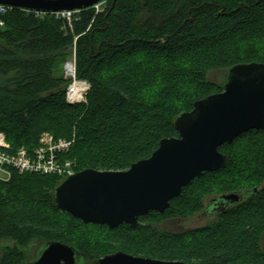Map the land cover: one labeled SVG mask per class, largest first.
<instances>
[{"label": "trees", "instance_id": "obj_1", "mask_svg": "<svg viewBox=\"0 0 264 264\" xmlns=\"http://www.w3.org/2000/svg\"><path fill=\"white\" fill-rule=\"evenodd\" d=\"M3 18L0 132L14 149L37 147L44 132L75 138L63 156L77 172L122 171L149 158L162 139L179 135L181 113L223 91L232 66L264 63V0H108L71 22L21 8ZM73 56L77 79L90 86L77 103L66 98L71 80L57 73ZM219 150L228 156L225 168L193 180L165 212L141 216L138 227L85 223L56 205L65 178L13 170L0 179V241L9 242L0 264L34 259L49 241L73 246L84 264L118 251L190 264H264V130ZM229 193L247 197L206 225H160L194 217L206 198Z\"/></svg>", "mask_w": 264, "mask_h": 264}, {"label": "water", "instance_id": "obj_2", "mask_svg": "<svg viewBox=\"0 0 264 264\" xmlns=\"http://www.w3.org/2000/svg\"><path fill=\"white\" fill-rule=\"evenodd\" d=\"M104 0H0V4L40 12H62L95 7ZM178 136L164 138L159 148L127 170L78 171L55 190L59 209L85 223L117 228L140 226V217L151 211L165 212L183 189L206 172L225 168L224 144L250 130H264V63L232 66L223 91L195 102L194 109L175 120ZM235 203L240 193L221 195ZM85 256L73 246L49 241L37 257L23 264H84ZM95 264H190L136 256L123 251L108 254ZM248 264V263H239Z\"/></svg>", "mask_w": 264, "mask_h": 264}, {"label": "built area", "instance_id": "obj_3", "mask_svg": "<svg viewBox=\"0 0 264 264\" xmlns=\"http://www.w3.org/2000/svg\"><path fill=\"white\" fill-rule=\"evenodd\" d=\"M11 9L13 7L0 4V26L5 25L3 16ZM78 11L80 10L56 13L71 22L73 15ZM70 64L72 65L71 71L68 68L69 63L66 70V74L72 79L67 89V101L69 103L85 101L86 93L90 88L89 83L85 80L77 79L75 65L73 63ZM73 143L74 140L57 139L52 133L44 132L37 147L30 149L22 146L14 149L9 144L6 134L0 132V173L6 174L0 175V179H10L13 170L67 178L77 172L73 161L65 159L63 156L64 152L70 150Z\"/></svg>", "mask_w": 264, "mask_h": 264}, {"label": "rangeland", "instance_id": "obj_4", "mask_svg": "<svg viewBox=\"0 0 264 264\" xmlns=\"http://www.w3.org/2000/svg\"><path fill=\"white\" fill-rule=\"evenodd\" d=\"M108 0H104L103 2H101L100 4H98V6L96 7L98 10L102 9L106 4H107ZM76 11V10H75ZM263 49H264V44H263ZM68 63H73L75 65L76 68V58L75 56L70 57L69 61H67L65 64H61L57 70L58 74L63 75V70L65 72V76L66 78L70 79L72 82V79L70 76H68L66 74V70H67V65ZM219 76L217 74H212L211 79H214L216 81L219 80ZM153 91H148L145 92V96H151ZM75 140V138L73 139ZM241 146L236 147V151L238 150L239 152H243L244 154H248V149H241ZM0 175H6V174H2L0 173ZM215 196H211L206 198V202L209 203L212 198ZM213 214H208V213H204L201 212L198 215H195L194 217L191 218H187V219H169V220H165L163 221L160 225L162 228L164 229H169V230H175V231H185V230H190V229H194L203 225H206L210 220H212ZM8 241H0V256L2 254V246L8 244ZM263 248H264V240H263Z\"/></svg>", "mask_w": 264, "mask_h": 264}, {"label": "flooded vegetation", "instance_id": "obj_5", "mask_svg": "<svg viewBox=\"0 0 264 264\" xmlns=\"http://www.w3.org/2000/svg\"><path fill=\"white\" fill-rule=\"evenodd\" d=\"M241 194L243 195L244 199L239 202H235V203H229L226 201H222L220 198L221 196H215L212 198V200L209 203L206 202V207L203 212L208 213V214H213V217H216L221 210H224L229 206H232V205H235L237 203L244 201L247 195L245 193H241Z\"/></svg>", "mask_w": 264, "mask_h": 264}, {"label": "bare ground", "instance_id": "obj_6", "mask_svg": "<svg viewBox=\"0 0 264 264\" xmlns=\"http://www.w3.org/2000/svg\"><path fill=\"white\" fill-rule=\"evenodd\" d=\"M71 67H72V65H71V64H69V65H68L69 71H71Z\"/></svg>", "mask_w": 264, "mask_h": 264}]
</instances>
